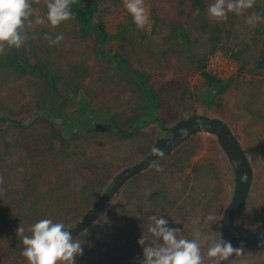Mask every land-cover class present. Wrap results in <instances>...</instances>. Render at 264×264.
I'll list each match as a JSON object with an SVG mask.
<instances>
[{"label":"rangeland","instance_id":"rangeland-1","mask_svg":"<svg viewBox=\"0 0 264 264\" xmlns=\"http://www.w3.org/2000/svg\"><path fill=\"white\" fill-rule=\"evenodd\" d=\"M213 2L207 0L208 7ZM30 3L34 10L29 18L32 24L25 25L29 39L17 50L34 61L39 58L53 62L62 77L56 93L34 76L4 78L0 73V109L29 130L33 127L35 130L28 140L20 143L17 136L21 130L0 122V131L9 132L8 145L0 141V176L4 178L0 185V211L6 209L14 214L30 211L22 219L26 235H30L28 229L32 224L44 218L62 222L66 230L73 227L112 184L116 174L145 157L165 132L159 123H153L135 138L120 140L99 127L88 142V137H84L67 148L76 150V146L82 145L75 157L52 166L53 155L61 158L66 145L54 135L52 125L58 124L48 117L50 113L74 112L89 104L95 113L125 119L136 111L141 99L124 74L99 58L95 37H79L75 33L77 27L70 21L56 28L47 19L36 25V17H46L47 8L43 0ZM99 4L97 16H104L112 35L118 33L119 24H128L130 15L124 0H99ZM261 5L260 9H248L243 15L228 13L225 29L221 31L227 51L216 50L208 69L221 78H232L233 82L224 94L210 100L204 95L200 76L185 59L181 45L171 37L170 28L178 15L177 0H144L148 19L141 33L135 30L127 34L128 42L115 38L109 44L120 49L133 68L147 73L160 97L157 115L164 118L165 128L191 115L219 117L229 124L247 151L254 174L248 198L236 218V224L244 228L264 223V67L257 65L264 58V0ZM252 13L262 17L255 27L246 23ZM57 34L64 36L58 45H50L44 39L45 35L54 38ZM201 38L206 39L207 34L203 33ZM75 72L78 78L69 83L66 77ZM41 91L45 93L43 96L38 95ZM156 164L163 171L157 172ZM26 181L32 183L30 188ZM234 188L235 177L228 157L215 136L202 132L126 181L99 219L74 241L81 242L82 248H95L97 252L104 249V257L98 256L93 260L95 263L114 264L122 258L123 264H139L143 248L138 240L142 235L149 236L147 229L152 215L164 217L169 227L182 229L189 239L193 228L199 227L218 240ZM25 190L27 193L30 190V199L20 205L17 199ZM35 198L40 199V204L33 211ZM209 214L217 217L215 223L203 222ZM16 221L10 218L0 223V264H27L21 255L23 244H15ZM99 234L106 236L108 247L98 242ZM207 247L208 244L202 246L205 264ZM242 261L264 264V242L245 247L241 257H230L223 264Z\"/></svg>","mask_w":264,"mask_h":264},{"label":"trees","instance_id":"trees-1","mask_svg":"<svg viewBox=\"0 0 264 264\" xmlns=\"http://www.w3.org/2000/svg\"><path fill=\"white\" fill-rule=\"evenodd\" d=\"M262 2L263 0H256L255 6L252 10L260 9L262 7ZM177 4L178 15L170 28L172 39L181 45L180 47L185 59L189 62V65L192 67L194 72H197L200 76L201 82L205 88L204 95H206L207 99L210 100L216 95L224 94L231 86L233 79H224L212 73L208 69V62L216 50L227 51L221 37V31L225 29L226 22H216L208 17L207 0H177ZM99 6V0H75V3L72 5V11L75 14V19L69 21L74 23L77 27L75 33H77L79 37H95L96 52L99 58L103 62L109 64L111 69L124 74V76L133 83L135 90L140 93L141 101L136 108V111L125 119H117V117L103 116L104 114L100 115L97 112L95 113L94 109H91L89 104H84L81 108L74 112H65L60 115H53L50 113L48 117H50L55 124H58V127H55L54 124L52 125V131L54 132V135L59 139H62L63 144L66 145V149L61 158L53 155L54 163L52 166L55 167H57L64 160L67 161L75 157L78 150H81L82 145L80 144L76 146V150H67V148H71L72 144L76 145V142L80 141L84 137H88V142L91 138L89 136L95 134V132L100 129L99 127H103L102 129H104V131H109L115 138L120 140H131L135 138L142 132L143 129L153 123H159L164 131L167 129L164 127V118L157 115L160 97L153 88L147 73L133 68L123 56L120 49H115L109 45L115 38H122V41L128 42L129 36L127 34H131L135 30L141 33V29L136 27L132 16L128 13V15H130L128 24H119L121 32L119 29L118 33L112 35L108 30L104 16H97L100 10ZM203 33L207 34L206 39L201 38ZM257 65L260 68H263L264 58L259 60ZM54 67L57 68L53 62L46 63L41 61L39 58H36L34 61L24 56L21 50H17L15 48L6 50V52L0 56V73L4 78H6L7 75L19 78L31 75L38 80H43L45 83L49 84L50 88L53 89V92L57 93L56 90H59L57 86L58 80L62 76L58 71H55ZM76 78H78L76 72L74 75L69 74L66 77L69 83L74 82ZM44 94L45 93L42 91L38 93L39 96H43ZM70 98L76 100L74 96L70 95ZM79 103L81 104V102ZM0 122L7 124L10 127H14L16 130H21V135L17 136V140L20 143H24L26 139L28 140L35 131L34 127L32 130H29V127L26 128L23 122L12 119L4 109H0ZM8 135L9 132L6 129L4 131H0V141L6 145H8ZM19 137L22 139L21 141L19 140ZM64 140L67 142H64ZM5 147L8 148V146ZM26 183L27 187L30 188L32 183L27 181ZM29 193L30 190H28V193L25 190L22 197L17 199L20 205L24 204L25 201H29ZM39 204L40 199L35 198L32 203V210H36ZM29 212L20 211L17 214H14L11 213L10 210L4 209L3 211H0V223H6L7 219L10 218L17 219V229L22 224V219L26 217ZM96 221H94L91 225H93ZM220 238L221 234L218 235V239ZM97 240L102 247L109 246L106 236L99 234ZM118 241L121 240L119 239ZM15 244L18 246H21L22 244V240L19 236L17 237ZM98 256L102 258L104 257L103 248L98 249L97 252L95 248L92 249L91 247H83V254L75 257V264H99L93 261ZM121 260L123 259H116L114 264H123ZM206 264H211V261L207 259Z\"/></svg>","mask_w":264,"mask_h":264},{"label":"clouds","instance_id":"clouds-1","mask_svg":"<svg viewBox=\"0 0 264 264\" xmlns=\"http://www.w3.org/2000/svg\"><path fill=\"white\" fill-rule=\"evenodd\" d=\"M40 3V0H35ZM47 12L45 16H37L34 23L42 25L45 19L52 28L61 23L75 19L72 5L75 0H43ZM256 0H214L207 9V15L216 22L225 21L228 13L243 15V13L255 6ZM124 7L132 16L136 27L142 29L148 19L144 0H124ZM33 7L30 0H0V55L12 48L19 49L29 39L25 31L26 22L32 24L29 19L33 15ZM262 20L258 13H252L246 23L255 27ZM33 39L35 36L32 37ZM45 40L50 45H58L64 39L63 34H57L53 38L45 35ZM154 155L163 156V150L153 148ZM157 172L163 168L154 165ZM4 178L0 176V185ZM2 191V189H0ZM149 236L142 237L138 244L143 248V259L139 264H205V254L202 246L208 244L206 257L211 264H222L230 257H241L244 248L234 247L230 241L222 238L214 239L205 234L199 227H194L192 238L183 234L180 228L169 227L168 220L164 217L152 215L149 217ZM217 217L214 214L207 215L205 224L215 223ZM199 223V221H194ZM30 235L25 234V228L21 224L16 229V235L22 240L24 246L21 255L26 258L27 264H75V257L83 254L81 242L74 241L70 231L65 229L62 222H54L44 218L32 224L28 229ZM243 264V261L241 262Z\"/></svg>","mask_w":264,"mask_h":264},{"label":"water","instance_id":"water-1","mask_svg":"<svg viewBox=\"0 0 264 264\" xmlns=\"http://www.w3.org/2000/svg\"><path fill=\"white\" fill-rule=\"evenodd\" d=\"M202 132L217 138L231 163L235 177L234 192L222 218L221 238L230 241L234 247H240L241 245L248 247L264 242V223L252 228H244L236 224L237 215L248 198L254 178L251 162L245 149L225 120L219 117L199 115L179 120L157 138L152 149H162L164 153L162 157L154 155L151 149L140 161L119 171L112 184L96 200L93 207L73 227L67 229L73 239L100 217L109 201L126 181L145 170L154 161L170 155L193 135Z\"/></svg>","mask_w":264,"mask_h":264},{"label":"flooded vegetation","instance_id":"flooded-vegetation-1","mask_svg":"<svg viewBox=\"0 0 264 264\" xmlns=\"http://www.w3.org/2000/svg\"><path fill=\"white\" fill-rule=\"evenodd\" d=\"M245 152H246V150H245ZM247 154V153H246ZM248 155V154H247ZM248 158H249V156H248ZM249 160H250V158H249ZM251 162V161H250ZM251 166H252V164H251ZM254 175V174H253ZM253 184V183H252Z\"/></svg>","mask_w":264,"mask_h":264}]
</instances>
